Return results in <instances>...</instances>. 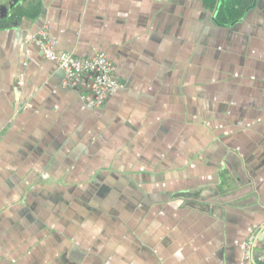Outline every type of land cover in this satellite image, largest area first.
<instances>
[{
  "label": "crops",
  "instance_id": "0c3cea01",
  "mask_svg": "<svg viewBox=\"0 0 264 264\" xmlns=\"http://www.w3.org/2000/svg\"><path fill=\"white\" fill-rule=\"evenodd\" d=\"M105 52L90 108L28 40ZM116 216V217H114ZM264 252V0H0V264H244Z\"/></svg>",
  "mask_w": 264,
  "mask_h": 264
},
{
  "label": "built area",
  "instance_id": "2783aa9c",
  "mask_svg": "<svg viewBox=\"0 0 264 264\" xmlns=\"http://www.w3.org/2000/svg\"><path fill=\"white\" fill-rule=\"evenodd\" d=\"M28 41L36 44L48 60L58 65L64 75L63 87L77 91L88 107H103L120 90L114 63L105 52L79 58L70 52L57 50L55 41L46 30H41ZM260 249L259 234L253 232L245 244L244 264H264V252Z\"/></svg>",
  "mask_w": 264,
  "mask_h": 264
},
{
  "label": "trees",
  "instance_id": "16d2710c",
  "mask_svg": "<svg viewBox=\"0 0 264 264\" xmlns=\"http://www.w3.org/2000/svg\"><path fill=\"white\" fill-rule=\"evenodd\" d=\"M255 0H208L218 25H229L240 19Z\"/></svg>",
  "mask_w": 264,
  "mask_h": 264
},
{
  "label": "rangeland",
  "instance_id": "374dc122",
  "mask_svg": "<svg viewBox=\"0 0 264 264\" xmlns=\"http://www.w3.org/2000/svg\"><path fill=\"white\" fill-rule=\"evenodd\" d=\"M114 217H116V216H114Z\"/></svg>",
  "mask_w": 264,
  "mask_h": 264
}]
</instances>
